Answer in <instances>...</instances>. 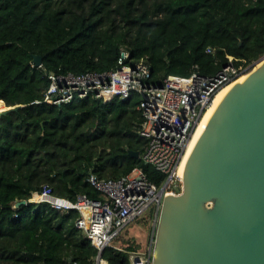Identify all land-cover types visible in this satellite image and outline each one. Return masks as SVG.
Segmentation results:
<instances>
[{
  "label": "trees",
  "instance_id": "1",
  "mask_svg": "<svg viewBox=\"0 0 264 264\" xmlns=\"http://www.w3.org/2000/svg\"><path fill=\"white\" fill-rule=\"evenodd\" d=\"M121 49L149 65L152 83L248 67L264 56V0H0V110L21 106L0 115V264H90L97 255L75 226L77 211L30 201L44 185L75 200L101 198L90 173L117 178L138 167L161 181L128 155L144 149L135 96L43 101L46 71L110 70ZM117 247L101 257L128 264L139 249Z\"/></svg>",
  "mask_w": 264,
  "mask_h": 264
},
{
  "label": "water",
  "instance_id": "2",
  "mask_svg": "<svg viewBox=\"0 0 264 264\" xmlns=\"http://www.w3.org/2000/svg\"><path fill=\"white\" fill-rule=\"evenodd\" d=\"M31 62L39 67L42 57ZM245 74L195 143L180 192L163 197L151 264H264V56Z\"/></svg>",
  "mask_w": 264,
  "mask_h": 264
},
{
  "label": "built area",
  "instance_id": "3",
  "mask_svg": "<svg viewBox=\"0 0 264 264\" xmlns=\"http://www.w3.org/2000/svg\"><path fill=\"white\" fill-rule=\"evenodd\" d=\"M248 69L249 66L241 69L229 63L212 76L192 73L188 77L169 76L152 83L149 65L134 61L127 50L121 49L116 66L110 70L79 74L46 71L43 101L50 104L88 97L110 100L135 96L142 117L139 134L144 141L140 159L152 165L162 177L156 187L138 167L117 178H99L90 173L87 181L100 193V199L79 194L70 200L53 194L51 187L44 185L40 192L32 194L30 201L46 202L64 213L77 211L76 228L97 249L90 264H110L101 255L107 247L118 248L111 242L120 232L149 208L155 225L163 197L180 192L179 166L201 117L218 91ZM152 248L153 235L145 249L127 253L128 264H151Z\"/></svg>",
  "mask_w": 264,
  "mask_h": 264
},
{
  "label": "rangeland",
  "instance_id": "4",
  "mask_svg": "<svg viewBox=\"0 0 264 264\" xmlns=\"http://www.w3.org/2000/svg\"><path fill=\"white\" fill-rule=\"evenodd\" d=\"M254 64V63H253ZM251 64V65H253ZM252 66H249L248 72ZM154 223L152 220V208L146 210L142 215L137 217L129 225H127L116 237L111 244L114 246L126 247L128 244L133 243L138 250L146 248L148 238L153 235Z\"/></svg>",
  "mask_w": 264,
  "mask_h": 264
},
{
  "label": "bare ground",
  "instance_id": "5",
  "mask_svg": "<svg viewBox=\"0 0 264 264\" xmlns=\"http://www.w3.org/2000/svg\"><path fill=\"white\" fill-rule=\"evenodd\" d=\"M247 74H243L242 76H240L236 81H234L233 83L223 87L221 90L218 91V93L215 95L214 99L212 100L211 104L209 105V107L206 109V111L204 112L203 116L201 117L194 133L192 134V137L186 147L184 156L181 160L180 166H179V174L182 175L184 167H185V163L195 145V143L197 142L199 136L201 135V133L203 132L210 116L213 114L214 110L216 109L217 105L220 103V101L222 100V98L224 97V95L226 94V92L237 82H241L245 79Z\"/></svg>",
  "mask_w": 264,
  "mask_h": 264
}]
</instances>
